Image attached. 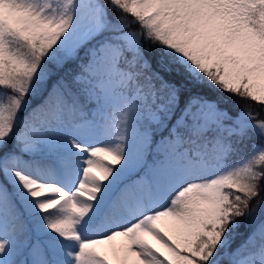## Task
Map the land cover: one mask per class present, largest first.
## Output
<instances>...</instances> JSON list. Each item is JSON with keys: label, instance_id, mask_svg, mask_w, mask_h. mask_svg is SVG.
Returning a JSON list of instances; mask_svg holds the SVG:
<instances>
[{"label": "snow or ice", "instance_id": "1", "mask_svg": "<svg viewBox=\"0 0 264 264\" xmlns=\"http://www.w3.org/2000/svg\"><path fill=\"white\" fill-rule=\"evenodd\" d=\"M0 264H264V0H0Z\"/></svg>", "mask_w": 264, "mask_h": 264}, {"label": "rangeland", "instance_id": "2", "mask_svg": "<svg viewBox=\"0 0 264 264\" xmlns=\"http://www.w3.org/2000/svg\"><path fill=\"white\" fill-rule=\"evenodd\" d=\"M150 239V238H149Z\"/></svg>", "mask_w": 264, "mask_h": 264}, {"label": "trees", "instance_id": "3", "mask_svg": "<svg viewBox=\"0 0 264 264\" xmlns=\"http://www.w3.org/2000/svg\"><path fill=\"white\" fill-rule=\"evenodd\" d=\"M243 106V105H242Z\"/></svg>", "mask_w": 264, "mask_h": 264}]
</instances>
